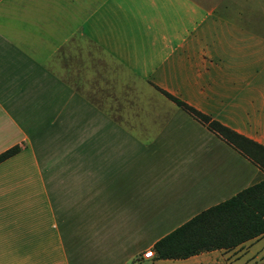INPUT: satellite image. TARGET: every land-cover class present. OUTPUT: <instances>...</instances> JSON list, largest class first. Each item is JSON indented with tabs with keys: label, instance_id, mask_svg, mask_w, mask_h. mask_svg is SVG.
<instances>
[{
	"label": "crops",
	"instance_id": "crops-1",
	"mask_svg": "<svg viewBox=\"0 0 264 264\" xmlns=\"http://www.w3.org/2000/svg\"><path fill=\"white\" fill-rule=\"evenodd\" d=\"M222 4L0 0V154L17 147L0 161V264H264V233L155 248L264 180L166 95L264 146V34Z\"/></svg>",
	"mask_w": 264,
	"mask_h": 264
},
{
	"label": "trees",
	"instance_id": "trees-1",
	"mask_svg": "<svg viewBox=\"0 0 264 264\" xmlns=\"http://www.w3.org/2000/svg\"><path fill=\"white\" fill-rule=\"evenodd\" d=\"M194 117L206 122L264 169V146L166 93ZM17 147L0 154V161ZM264 233V180L244 189L161 238L155 248L161 258H185L201 251L231 247Z\"/></svg>",
	"mask_w": 264,
	"mask_h": 264
},
{
	"label": "rangeland",
	"instance_id": "rangeland-1",
	"mask_svg": "<svg viewBox=\"0 0 264 264\" xmlns=\"http://www.w3.org/2000/svg\"><path fill=\"white\" fill-rule=\"evenodd\" d=\"M215 1H222V7H225L227 2L233 6L237 3L240 12H244V14H239V21L246 22L250 20V15H252L255 31L264 34V0H205V3L210 8L215 4ZM220 10L224 9L220 8Z\"/></svg>",
	"mask_w": 264,
	"mask_h": 264
},
{
	"label": "built area",
	"instance_id": "built-area-1",
	"mask_svg": "<svg viewBox=\"0 0 264 264\" xmlns=\"http://www.w3.org/2000/svg\"><path fill=\"white\" fill-rule=\"evenodd\" d=\"M145 257L149 258V257H153L154 256V252L152 250H149L147 251L145 254H144Z\"/></svg>",
	"mask_w": 264,
	"mask_h": 264
}]
</instances>
